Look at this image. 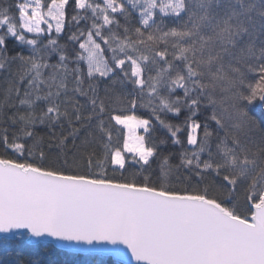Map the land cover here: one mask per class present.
I'll return each instance as SVG.
<instances>
[{
  "label": "snow or ice",
  "instance_id": "6c2138e0",
  "mask_svg": "<svg viewBox=\"0 0 264 264\" xmlns=\"http://www.w3.org/2000/svg\"><path fill=\"white\" fill-rule=\"evenodd\" d=\"M0 264H264V0H0Z\"/></svg>",
  "mask_w": 264,
  "mask_h": 264
}]
</instances>
